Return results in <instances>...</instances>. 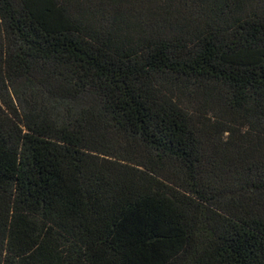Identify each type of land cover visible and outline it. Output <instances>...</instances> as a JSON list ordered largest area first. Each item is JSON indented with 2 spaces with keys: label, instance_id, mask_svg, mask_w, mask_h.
I'll list each match as a JSON object with an SVG mask.
<instances>
[{
  "label": "trees",
  "instance_id": "obj_1",
  "mask_svg": "<svg viewBox=\"0 0 264 264\" xmlns=\"http://www.w3.org/2000/svg\"><path fill=\"white\" fill-rule=\"evenodd\" d=\"M0 264H264V0H0Z\"/></svg>",
  "mask_w": 264,
  "mask_h": 264
}]
</instances>
